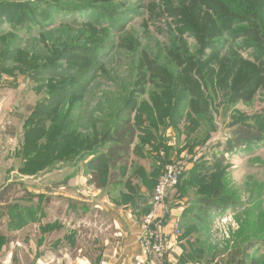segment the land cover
<instances>
[{
    "label": "rangeland",
    "instance_id": "obj_1",
    "mask_svg": "<svg viewBox=\"0 0 264 264\" xmlns=\"http://www.w3.org/2000/svg\"><path fill=\"white\" fill-rule=\"evenodd\" d=\"M59 1L69 8L86 2L113 9L133 6L139 8V13L128 22L124 32L114 36V47L106 53L104 72L83 94L69 130L66 125H54L55 109L53 113L45 112L47 88L39 89L40 83L32 80L26 58L18 56L14 61L6 57L8 53L17 55L23 51L42 65L63 42L85 43L89 35H83L84 28L75 25L31 32L19 30L18 25L7 21L0 26V191L15 184L9 203H0V222L1 230L16 236L11 246L14 263L86 264L89 259V264H108L121 247L117 224L109 211L126 208L144 191L151 199L143 226L165 167L188 156L198 159L169 197L170 210L182 209L203 198L213 200L219 188L223 192L217 200L230 207L210 224L195 217H199L198 209L189 211L181 226L183 236V226L192 227L186 240L195 247L187 253L192 254L191 258L186 257L188 263L235 264L242 260L241 253L250 244V259L264 264V138L233 155L227 151L235 130L232 124L237 120L252 128H264V89L257 88L253 96L236 100L235 77L223 82L225 74L219 68L221 61L226 63L234 54L253 61L251 49L243 47L240 41H227L224 36L220 57H209L201 75L191 73L190 79L199 90L190 96L181 89L188 76L177 87L173 83L179 76L175 75L180 71L179 59L197 63L199 46L189 29L178 25L163 10V0ZM21 2L25 0L15 1ZM151 65L153 70H149ZM134 91L137 98L131 120L138 135L129 163L120 164L117 170L108 160L99 168L92 166L89 160L99 159L109 148L101 146L98 135L103 136L106 123L125 106ZM69 102L58 111L65 112ZM45 116H51L48 122H36L35 118ZM221 158L223 163L219 162ZM93 172L98 173L101 188L94 181ZM113 172H117L124 185L121 188H126L127 193L117 189L121 193L118 194L108 186ZM24 191L35 198L24 199ZM71 195L81 200H77L79 204L70 201ZM104 198L109 202L102 203ZM14 204H18L17 209H11ZM71 230L79 238L73 234L76 252L67 255L70 241L53 246ZM42 252L46 254L43 257ZM181 255L173 261L175 264L180 263ZM133 264L147 262L137 260Z\"/></svg>",
    "mask_w": 264,
    "mask_h": 264
},
{
    "label": "trees",
    "instance_id": "obj_2",
    "mask_svg": "<svg viewBox=\"0 0 264 264\" xmlns=\"http://www.w3.org/2000/svg\"><path fill=\"white\" fill-rule=\"evenodd\" d=\"M15 1H0V26L7 21L12 25H18L19 30L26 29L31 32L34 29L46 30L53 26L75 25L84 28L83 35H89L85 43L70 44L71 40L63 42L55 50L54 55H51V58L47 59L42 65H38V60L34 57L24 55L23 51L17 52V55L12 52L8 53L6 57L8 60L12 59L14 61L18 56L26 58L25 65L33 75L30 76L32 80L35 83H40L39 89L47 88L48 96L43 102L45 112L47 114L49 112L53 113V109H55L54 125H66L67 130H69L77 106L83 100V94L104 72L105 62L108 59L106 53L114 47L112 44L114 43V36L126 30L128 22L139 13V8L131 6L130 8L113 9L111 6L106 7L93 2H86L77 7L69 8L59 4V0H25V2L19 4ZM107 1L111 0H105V2ZM162 8L178 25L189 29L197 40L200 52V59L197 63L185 62L179 59L180 71L175 72V75L179 76L175 77L174 87L178 86L181 79L183 80L184 77L188 76L186 81L184 79L181 89L187 95L194 96L193 93L199 90V86L190 79L191 73L194 71L197 75H201L209 57L212 56L215 60L220 57L219 48L222 46L224 36H226L227 41H240L243 47L251 49L252 56L255 59L250 61L234 54L233 58H228L226 63L221 61L219 68L225 74L223 82L226 83L232 76L235 77L236 100L253 96L257 88L264 89V0H163ZM100 34H102V37H100ZM207 51L211 53L207 54ZM140 67L143 68L144 64H141ZM149 70H153L152 65ZM8 73L12 74L13 72L8 71ZM182 74L184 76L180 77ZM202 78L205 79L203 76ZM132 95L125 106L118 110L113 118L106 123L107 129H104L103 136H101L102 134L98 135L100 136L101 146L109 145V148L106 154L91 164L92 166L99 168L104 160H108L110 166L116 169L120 164L129 162L131 148L138 135L137 128L135 129L131 120L136 107V91ZM67 100H70L68 103L69 108L65 112H59V108ZM184 102L185 99L180 105V109L184 106ZM46 117H37L35 120L44 124L45 120L48 122V119L51 118V116ZM232 127L235 130L232 138L227 143V151L231 155L242 147H250V144L258 143L264 138V128H252L245 124V121L237 120L232 124ZM39 128H35L34 131ZM38 132H41V130ZM219 162L223 163L224 159L221 158ZM196 167L199 168L200 166ZM216 169L219 171L220 168ZM188 172L182 176L180 182L184 180L183 178ZM92 174L97 186L101 188L98 173L93 172ZM117 180L118 176L112 174L111 182ZM180 182L175 188V192ZM14 188L15 184H10L0 191L1 205L9 203L12 197L10 192ZM222 190L223 188H219L214 192L213 200L203 198L187 206L180 218V226H182V221L186 223L185 217L193 209H198L199 214H195H198L199 217H195L199 218V221L205 222V224H210L216 215L225 213L230 208L229 204L217 200L220 199ZM24 194V199L32 200L35 198L29 192L24 191ZM17 208L18 204H14L11 209ZM189 217L191 220L192 216ZM189 226L190 224L187 225L188 229H186V224L183 226L185 233L184 236L180 237V240H186L189 237L192 229ZM188 245L190 249L195 247L189 239ZM246 245L248 247L243 249L241 253L242 260L238 261V264H259L258 259H250V244ZM187 257L191 258L192 254ZM179 261V264L188 262L186 257H182ZM167 262L170 261L166 260Z\"/></svg>",
    "mask_w": 264,
    "mask_h": 264
},
{
    "label": "crops",
    "instance_id": "obj_3",
    "mask_svg": "<svg viewBox=\"0 0 264 264\" xmlns=\"http://www.w3.org/2000/svg\"><path fill=\"white\" fill-rule=\"evenodd\" d=\"M91 157L94 158V156H91ZM95 160H97V158L94 160L90 159L89 160V161H91L90 164H92ZM117 168L115 170H117ZM113 173L118 176L117 172H113ZM117 182H118V184H117ZM108 186L115 188L116 192H118V194H121L119 191L127 193L126 188H124L125 190L122 189L124 185L121 182L119 177H118V180L116 182H114V181L111 182V177H110V180L108 182ZM117 189H119V191ZM69 199L72 203H74V201H75L76 203L79 204V202L77 200H80V199H76L72 195L69 197ZM149 199H151V198H149L148 194L144 193V191H143V195L141 197L136 196V201L132 204L129 203L130 205H127L126 208H124L122 210L109 211V214H111V216L115 220V223L117 224V225H115L117 233H118L116 235H117V237H119V239L121 241L120 242L121 247H120V249L115 251L113 254L116 257H118L117 259L120 258V262L117 263L116 262L117 259H115L116 257L115 258L112 257V259L110 258V261L107 262L108 264H133L134 261L137 262V260L139 261V263L140 262L142 263V261H143V262H147V264H158L151 256H146V254L143 252L142 246L140 244V234L142 232V224L141 223L143 221L144 215L149 212V209H150L148 207L150 205ZM83 202H86V201L83 200ZM106 202H109V201L107 198H104L102 200V203H106ZM148 203H149V205H147ZM74 207L75 206H73V208ZM86 207L88 208L87 204H86ZM99 209H102V208L99 207ZM185 209H186V207H184L182 209L181 208L172 209V214H173V216H177V217L181 218L183 215V211ZM133 212H134V217H133ZM2 223L3 222H0V231H1L0 232V264H15L14 261L16 262V258H15V255L12 253L11 246H12V244H14L16 242V236H13V234H7L6 232H4V230H1L2 229V227H1ZM117 226L120 228H118ZM170 228H171L170 226L167 228L168 232L170 231ZM73 234H74L76 239L79 238V235H77V233L76 234L73 233V231L71 230L70 234L66 233L62 236V238L55 241V244L53 247H56L57 245L60 246V244H62V242L70 241L69 246L71 248L67 250L66 254L68 255L69 252H76L75 250L73 251V249H74L73 246H75L74 245L75 243H73V238H72ZM187 241L188 240H186V242L180 241V248L176 250L178 254H175L174 256L171 255L170 262H167V263L165 262V264H175L173 261H175L176 258L180 254H182L180 259H182V257H187L189 255L187 253H189V250H191V249H190ZM64 251H66V249H64ZM56 253L61 254L60 252H56ZM71 254H73V253H71ZM40 255L43 257L46 254H45V252H42ZM109 256L111 257V254ZM89 263H90L89 259H86V264H89ZM186 264H189V263L187 262ZM235 264H238V260L235 261ZM243 264H245V263H243ZM246 264H248V263H246Z\"/></svg>",
    "mask_w": 264,
    "mask_h": 264
},
{
    "label": "built area",
    "instance_id": "obj_4",
    "mask_svg": "<svg viewBox=\"0 0 264 264\" xmlns=\"http://www.w3.org/2000/svg\"><path fill=\"white\" fill-rule=\"evenodd\" d=\"M197 159L187 156L179 162L170 163L155 186L151 211L142 226L140 244L146 256H151L160 264H164L166 260L170 261L171 255L178 254L176 250L180 248L182 236L180 219L174 218L168 199L182 176L189 170V166ZM169 226L171 228L168 232Z\"/></svg>",
    "mask_w": 264,
    "mask_h": 264
}]
</instances>
